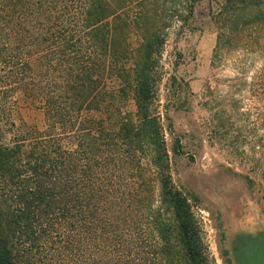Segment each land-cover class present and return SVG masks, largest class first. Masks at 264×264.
Masks as SVG:
<instances>
[{"label": "trees", "instance_id": "16d2710c", "mask_svg": "<svg viewBox=\"0 0 264 264\" xmlns=\"http://www.w3.org/2000/svg\"><path fill=\"white\" fill-rule=\"evenodd\" d=\"M224 2L236 18L258 4ZM80 3L79 43L68 19L79 0H0V38L17 46L0 51L8 77L50 81L16 89L42 109L44 130L0 143V264H214L199 199L174 179L170 154H186L182 140L168 148L173 125L167 117L164 129L157 113L159 10L148 0Z\"/></svg>", "mask_w": 264, "mask_h": 264}, {"label": "rangeland", "instance_id": "374dc122", "mask_svg": "<svg viewBox=\"0 0 264 264\" xmlns=\"http://www.w3.org/2000/svg\"><path fill=\"white\" fill-rule=\"evenodd\" d=\"M80 1L68 18L79 43L84 38L76 24ZM148 1L166 29L156 68L157 113L164 129L167 117L173 125L174 135L166 131L168 148L178 137L186 153L176 159L170 154L171 165L179 170L174 179L199 199L194 211L214 264H228V259L231 264H264V0L237 11L238 18L231 14L236 9L225 13L224 0H194L192 18L187 0ZM256 15L258 22H252ZM243 16L251 18L234 28ZM3 38L0 51L16 49ZM129 39L135 53L137 38ZM10 62L17 66V60ZM22 62L26 66L29 61ZM8 75L0 59L4 144L24 128L44 130L42 109L18 86L50 83L35 72L18 80ZM126 109L136 112L131 93Z\"/></svg>", "mask_w": 264, "mask_h": 264}]
</instances>
